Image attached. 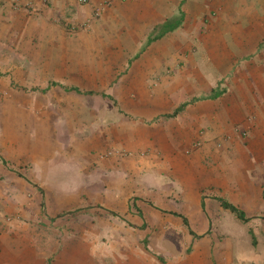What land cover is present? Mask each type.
<instances>
[{"label": "rangeland", "instance_id": "obj_1", "mask_svg": "<svg viewBox=\"0 0 264 264\" xmlns=\"http://www.w3.org/2000/svg\"><path fill=\"white\" fill-rule=\"evenodd\" d=\"M228 1L183 0L180 3V0H0V225L7 227L11 223H17L19 226L22 225L21 227L25 225L32 228L36 233L45 229L51 230L58 219L56 227L68 231L66 236L88 237L87 232L91 231L93 226L102 229L106 221L110 220L101 209V207L104 209L107 202L105 188L115 185L116 189L125 190L130 195L128 203L132 205L133 198L136 206H141L142 211L143 205L146 204L138 200L140 191L152 194L154 205L152 203L147 205L160 211L163 208L182 210L180 207L192 210L191 195L194 194L195 186L193 185L191 189L188 186L194 182H201L200 196L229 198L241 208L240 210L243 209L247 216L255 214L243 224L236 219L237 217L234 218L235 221L231 216L226 217L229 211L223 210L217 201L206 199L202 203L201 206L208 213L210 231L194 236H198L197 238L202 241V247L209 250L207 251L209 262L214 263L217 260L219 251L223 250L218 248L223 246V251H227L228 247L232 246L228 245V240L232 237L236 242L235 248L238 249L237 258H240L242 263L264 264V91L258 99H253L254 104L251 107L249 105L241 107L242 118L235 121L230 131H221L211 138L216 147L211 148L213 156L203 157V153L195 156L199 164L207 165H204L198 172L199 176L192 180L173 178L165 169H161V164L144 169L142 167L145 164L144 160L151 157L153 149L117 148L112 140H106L105 146L96 149L92 155L94 164L84 163L90 165L89 168L81 167L79 159H74L73 165L81 168L78 173L69 176L71 177L69 186H57L58 188L39 186L34 187L37 188L35 190L31 186L19 185L10 179L7 171L13 169L23 175V168L26 165L29 167L33 164L34 167L39 165L35 161L26 162L24 154L30 155L33 150L27 139L34 133L35 124L40 125V116L43 114L54 115L60 109L68 110L65 112L73 114V121L63 123L59 130L72 129L79 136L101 124L100 114L105 112L106 106L99 100L100 90L106 87L111 74L115 75L123 69L124 71L129 69L126 67L127 53L141 50L144 45L140 36L141 27L135 25L136 15L143 12L140 9L142 3L159 4L162 9V15L158 17L160 20L169 14L178 15L180 11L183 12L184 19L174 33L166 34L149 47H145L150 51L159 49L169 56L173 54L177 61L174 72L173 69L169 70L170 64H164L166 67H163L162 62L161 66L155 68L154 73L144 75L134 72L128 75L129 80L123 85V89L126 99L134 104L128 107L132 114H137L139 110L136 105L139 103L138 100L148 97L157 88L161 75L168 79L178 77L185 81L184 85L190 81L185 58L180 55L184 54L183 49L197 51L202 48L200 34L219 35L225 41L231 36H238L234 23L239 24V21L245 18L240 13L244 10L240 6L245 4L238 5V0L236 3L234 0ZM224 6L228 8L227 12ZM258 6L254 2L252 5L249 1L245 9L249 17L250 14L259 17L258 12L264 11L258 9ZM128 18H134L132 19L134 21ZM225 21H231L232 25H225ZM185 28L193 31L191 35L199 36H193L192 39H188L189 41L180 37H176L175 40L171 37ZM216 40L217 37L214 36L206 42L205 48H208L209 52L219 51ZM255 44L246 41L245 46L251 49ZM256 51H264V39L258 42ZM169 59L166 57V62ZM207 60L216 62L221 58L214 57L213 54ZM64 62H71L81 68L75 77L76 84L81 89L96 91L98 97L66 93L60 88L42 90L46 78L50 77L47 68L44 71L43 67L58 69ZM131 68L134 71L140 69L136 64ZM193 70L191 84L193 96H205L208 93L217 95L221 89L228 91V95L232 92V84L236 79L233 72L223 75L217 71V67L211 66L208 68V74L196 73V67H193ZM60 78L66 81L67 76ZM177 97L181 98L179 95ZM185 98L190 99L191 95L186 93ZM217 102L218 99L209 103L218 108ZM229 108L225 107L226 110ZM90 109L100 113L96 121L91 120L93 112ZM244 121L245 123H242ZM240 124H244V127H238ZM197 132L202 135L204 128L200 127ZM201 145L200 139L193 140L190 146L182 148V156L189 157L191 150H196ZM38 149L40 147L35 148L36 151ZM156 159L167 161L157 154ZM116 168L123 169L122 172L119 170L123 174L115 171ZM142 179L147 180L150 186H138L143 184ZM176 180L187 185V196L190 197L187 198L188 202L177 201L176 193H180L182 197L185 187L179 182L180 185L177 186ZM134 186H138V192H134ZM173 191L174 195L165 196ZM15 193L34 195L22 202L16 201L13 196ZM124 202L126 201L118 200L116 203ZM54 211L58 218L51 217V212ZM223 221L225 226L227 221L229 223L226 228H222ZM147 225L150 224L147 222ZM72 230H75V234ZM35 233L32 234L33 239L38 236ZM176 235L180 253L188 254L190 250L192 251L193 248L188 246V239L182 238L181 234ZM148 236L151 235L146 234L144 240L146 247ZM163 237L160 251L150 248V252L165 262L169 250L165 245L167 238ZM221 257L222 255H219L218 260Z\"/></svg>", "mask_w": 264, "mask_h": 264}, {"label": "crops", "instance_id": "obj_2", "mask_svg": "<svg viewBox=\"0 0 264 264\" xmlns=\"http://www.w3.org/2000/svg\"><path fill=\"white\" fill-rule=\"evenodd\" d=\"M249 1L252 5L253 2L259 5L258 9L264 10V0H238V5L241 3L245 4L240 6V8L244 9L240 12L241 16H245V18L241 19L239 24L234 23L238 36H231L225 41L219 35L200 34L199 41L202 48L197 51L183 49L185 50L184 54L180 55L185 58V67L190 73V81L184 85L185 81L180 80L178 77L174 76L172 79H168V77L161 75V81L157 85V88L148 97L138 100L139 103L136 105L139 110L137 109V114H132L128 107L134 104L126 99L125 89H123V85L129 80L128 75L134 72L144 75L149 72L154 73L155 68L161 66L162 62L163 67H166L164 64H170L169 70L173 69L174 72L177 61L173 58V54L169 56L159 49L158 51H150L145 47H149L153 42L161 39L166 34L174 33L180 28L184 19V14L180 11L179 14L182 13L183 17L179 26L166 32L159 38L146 43L150 31L155 24L177 15L169 14L160 20L158 17L162 15V9L159 4L142 3L140 9L143 12L138 13V16L136 15L135 25L141 27L140 36L141 40L144 41V45L141 50L127 53L126 67L129 69L126 71L123 69V71L118 73L115 72V75L111 74L108 77V84L103 88L105 91L103 89L100 90L99 100L106 106L105 112L100 114L95 109L90 110L93 112L91 120L96 121V117L100 114L101 124L79 136L72 129L67 131L59 130L63 123L73 121V114L65 112L68 110L60 109L54 115L50 113L43 114L40 116V125L35 124L33 127L34 133L27 139L28 145H31L33 150H31L30 155L24 154L26 162L35 161L39 165L36 167H34V164L31 167L26 165L23 168L24 176L22 173L16 172V170L6 168L9 178L19 185L26 184L33 188L39 186H49L51 188L69 186L71 185L69 182L71 177L69 176L78 173L81 167L89 168L90 165L88 166L84 163L94 162L93 153L97 148L105 146L106 140H112L117 148L137 149L139 147H150L153 149L151 157L144 160L145 164L142 163L144 169L155 167V164H161V169H165L166 172L176 179L183 180L190 178L192 180L199 176L198 172L207 164H199L195 156L198 153H203V157L213 156L211 148L212 146L213 148L216 147L211 138L221 131H230L235 121L242 118L241 109L247 105L251 107L254 104L253 99H258L264 91V61L262 62L264 51H256L258 42L264 39V11L258 12L259 17L251 14L249 17V14L245 10L248 7ZM181 2L183 0H180ZM233 2L236 3V0ZM249 8L252 9L251 6ZM225 10L227 12L228 8H225ZM128 19L132 20L134 18ZM131 24L134 23L131 22ZM225 25H232V23L231 21H225ZM237 27L240 28L237 29ZM192 32L191 29L185 28L184 31L171 35V37H174L175 40L176 37H180L185 41H189L188 39H192L193 36H199V34L191 35L190 33ZM214 36L217 37L216 42L218 43L219 50L216 53L213 51L209 52L208 48H205L207 47L206 42L208 39L214 38ZM246 41H252L256 44L249 49L245 46ZM174 51L177 53L176 50ZM213 54L214 57L217 56L221 60H217L216 62L208 61L207 59ZM166 57L170 58L168 62L165 60ZM133 64H136L140 68L139 71H134L131 68ZM193 64L195 65L192 66ZM209 66L217 67V71H220L223 75L230 73V71L234 73L236 79L232 84V92L229 95L228 91L225 92V90L221 89L217 95L208 93L205 96H193L191 86L192 75L194 73L193 67L197 68L196 73L208 74ZM58 67V69L43 67L44 71L47 68V73L50 75V77L46 78V83L42 85L43 91L45 89L60 88L66 93L98 97L95 93L96 91L81 89L76 84L77 80L75 77L77 71L81 69L80 67L71 62H64L62 66ZM64 76H67L66 81L60 78ZM184 80L186 79L184 78ZM74 88L79 91H75ZM177 91L180 93H177ZM186 93L191 95L190 99L185 98ZM177 95L181 96V98L178 99ZM217 99V103H219L218 108L209 103L217 101ZM96 100L98 102L97 98ZM249 101L250 104H248ZM225 107L230 108L226 110ZM49 108L48 110H50ZM230 112L232 113L230 114ZM129 115H132V117H128ZM133 116L136 118L134 119ZM242 123H245V121ZM239 126L244 127V124H240ZM200 127L204 128L202 135H199L197 132V129ZM196 139H200L202 145L196 150H191L190 156L185 157V159L181 154L182 148L190 146L192 141ZM38 147L40 149L36 151L35 148ZM156 154L161 155L162 159L167 161L157 160ZM56 156L57 158H55ZM75 158L79 159L78 162H80L81 167L73 165ZM17 170L19 169L17 168ZM119 170L123 171L121 168L115 169V171L120 172ZM121 172L120 175L123 174ZM176 181L177 186L180 185L179 183H182L179 180ZM141 182L143 184L138 186H150L145 179H142ZM182 184L185 187V193L182 197H180V193H176L178 199L176 200L179 203L188 202L187 198L189 199L190 197L189 195L187 196V189L188 187L191 189L194 185V194L191 195L193 211L191 208L184 210L181 207L180 209L182 210L163 208L160 211L155 209L147 205L148 203H152L151 197L153 195L150 193L146 194V192H138V186H134V192L140 193L138 194L139 202L146 204L143 205L142 211L141 206H136L133 198H131L132 205L128 203V196L130 195L125 190L116 189L115 185L113 186L115 189L112 186L111 188H105V192L108 195L105 198L107 202L104 205V209L103 207L101 209L107 215L105 217L110 218V220L106 221L102 229L93 226L92 230L87 232L88 237L81 238L79 235L76 237L66 236L68 231H62L58 226L56 227L59 223L58 219L51 230L45 229L36 233L32 228H28L25 225L21 227L22 225L19 226L17 223H11L7 227L0 225V264H249L242 263L240 258H237L236 251L238 249L235 248L236 242L232 237L228 240V245L232 246L228 247L227 251H223V246L218 248H222L223 250L219 251L217 260L214 263H210L208 260L209 252H207L209 250L202 247V241L197 238L198 236H194L210 231L209 221L207 220L208 213L201 206L206 199L214 200L221 204L217 198H223L235 205L239 210L241 208L229 198L200 196L199 189L202 185L201 182H194V184L188 187L184 183ZM104 186L106 187V185ZM121 186L123 185L121 184ZM34 189L36 190L37 188ZM107 189H110V191ZM172 194L174 195V191L165 196L170 197ZM32 195L34 194L32 193ZM32 195L15 193L13 196L16 198V201L25 202L28 200L26 198L29 197L30 199ZM118 200L126 202L124 204L116 203ZM152 205L154 204L152 203ZM222 208L229 211L226 217L231 216L232 220L237 217L236 219L240 220L243 224L255 215L250 214L247 216L242 209L241 211L246 217V220H242L229 208L224 206ZM51 214V217H59L56 216L55 211L51 212ZM183 219H186L187 224H185ZM147 222L150 225H147ZM227 225L225 226L223 221L222 228H226ZM74 231L72 230L73 233ZM34 233L38 234L35 239L32 236ZM146 234L151 235L148 236L147 247L144 242ZM176 234H181L182 238L186 237L188 239V246L193 248L192 251L190 250L188 254L180 253ZM162 235L167 238L165 239L167 240V244L165 245L169 250L165 262H162L157 255L150 252V248L160 251ZM219 255H222L220 260H218Z\"/></svg>", "mask_w": 264, "mask_h": 264}, {"label": "trees", "instance_id": "obj_3", "mask_svg": "<svg viewBox=\"0 0 264 264\" xmlns=\"http://www.w3.org/2000/svg\"><path fill=\"white\" fill-rule=\"evenodd\" d=\"M182 17H183V15H182V13H180L177 16H173L171 18L164 19L160 23L155 24L150 31V34L147 38L146 43H149V42L159 38L160 36H162L166 32L175 29L177 26H179V24L182 20ZM74 90L79 91L76 88H74ZM217 199L221 202L222 206L229 208L230 210L235 212L240 219L246 220L244 213L241 210H239L235 205H233L232 203H230L229 201H227L223 198H217ZM183 220H184L185 224H187L186 219H183Z\"/></svg>", "mask_w": 264, "mask_h": 264}]
</instances>
